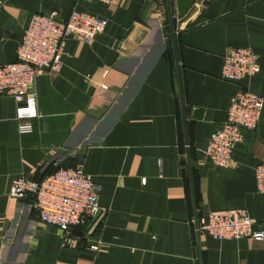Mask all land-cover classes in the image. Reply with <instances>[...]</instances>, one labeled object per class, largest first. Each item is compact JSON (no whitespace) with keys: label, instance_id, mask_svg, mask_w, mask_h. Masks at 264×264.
<instances>
[{"label":"crops","instance_id":"0c3cea01","mask_svg":"<svg viewBox=\"0 0 264 264\" xmlns=\"http://www.w3.org/2000/svg\"><path fill=\"white\" fill-rule=\"evenodd\" d=\"M163 2L0 0V64L17 59L35 13L57 10L65 20L76 7L108 20L91 43L68 36L62 70L38 75L30 132H19L14 97L0 95V264H264V240L198 237L195 227L196 211L201 221L213 210L247 208L264 231L255 176L264 162V107L229 166L205 154L238 90L264 95V0H196L176 29L186 128ZM231 47L256 51L253 77L222 78ZM54 161L82 165L107 209L77 226L79 239L65 247L63 231L38 218L33 197L10 196L14 179L39 176Z\"/></svg>","mask_w":264,"mask_h":264},{"label":"built area","instance_id":"2783aa9c","mask_svg":"<svg viewBox=\"0 0 264 264\" xmlns=\"http://www.w3.org/2000/svg\"><path fill=\"white\" fill-rule=\"evenodd\" d=\"M98 1L111 5L117 0ZM106 18L90 11L73 8L67 19L61 20L59 12L35 13L31 16L22 35L15 61L0 64V95H10L18 103V129L20 133L32 130V119L39 115L37 103V77L43 72L58 73L62 70L65 43L74 35L86 43L104 32ZM260 69L259 56L250 47H231L227 50L222 66V78L241 82L253 77ZM103 87L107 85L103 84ZM264 95L241 87L232 98L226 120L215 131L205 149L207 158L216 166L227 167L232 163L235 146L244 139V131H255L261 120ZM54 161L51 165L57 167ZM50 165V166H51ZM49 166V167H50ZM258 190L264 192V162L255 168ZM102 187L94 181L82 165L58 167L52 172L36 176L21 175L14 179L11 197H33L38 218L63 231L62 246L75 245L79 239L74 229L87 218L94 223L107 209L100 202ZM218 240L249 237L264 240V231L253 227L247 208L213 210L199 221L196 231ZM101 242L92 244L98 250Z\"/></svg>","mask_w":264,"mask_h":264},{"label":"water","instance_id":"95a60500","mask_svg":"<svg viewBox=\"0 0 264 264\" xmlns=\"http://www.w3.org/2000/svg\"><path fill=\"white\" fill-rule=\"evenodd\" d=\"M195 2H196V0H176V8H177L178 16L182 17V18L185 17V15L191 9V7L193 6V4ZM166 6H167L168 17H169L168 27L170 28V31H171L174 55H175V60H176V69H177V75H178V87H179L180 99H181V103H182V117H183V121H184V126L186 128V113H185V107H184V102H183L182 85H181V81H180L178 48H177V39H176L177 31H176V27H175V20L177 17L174 15V10L172 7V0H166ZM188 162H189L190 171H192L189 151H188ZM191 179H192V172H191ZM192 183H193V181H192ZM195 227H196V229H198V227H199V217H198L197 211L195 214ZM196 232H197V236L200 237V233L198 232V230Z\"/></svg>","mask_w":264,"mask_h":264},{"label":"rangeland","instance_id":"374dc122","mask_svg":"<svg viewBox=\"0 0 264 264\" xmlns=\"http://www.w3.org/2000/svg\"><path fill=\"white\" fill-rule=\"evenodd\" d=\"M162 6H163L162 8H163L164 14H165V23L168 24L169 23V17H168L167 6H166V3H165V0L162 3ZM172 7H173V10H174V15L177 17L176 20H175V27L177 29L178 26H180L184 22L185 17L182 18V17L178 16L177 8H176V0H172Z\"/></svg>","mask_w":264,"mask_h":264},{"label":"trees","instance_id":"16d2710c","mask_svg":"<svg viewBox=\"0 0 264 264\" xmlns=\"http://www.w3.org/2000/svg\"><path fill=\"white\" fill-rule=\"evenodd\" d=\"M69 167V166H65V165H62V164H59L57 167H53L52 165L47 169V170H45L44 171V175L45 174H48V173H50V172H52L53 170H55L56 168H58V167Z\"/></svg>","mask_w":264,"mask_h":264}]
</instances>
